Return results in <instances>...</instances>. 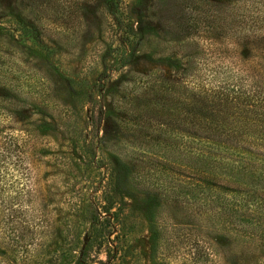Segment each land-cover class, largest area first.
Wrapping results in <instances>:
<instances>
[{"label": "rangeland", "instance_id": "obj_1", "mask_svg": "<svg viewBox=\"0 0 264 264\" xmlns=\"http://www.w3.org/2000/svg\"><path fill=\"white\" fill-rule=\"evenodd\" d=\"M155 1L0 0V89L27 128L48 124L30 131L27 162L50 226L34 256L9 264H264V186L238 197L222 179L189 178L184 142L157 124L166 109L143 101L186 66L193 84L264 76V34L205 38L214 18L198 16L218 6H184L198 31L172 39ZM233 7L250 13L246 26L264 23V6Z\"/></svg>", "mask_w": 264, "mask_h": 264}, {"label": "trees", "instance_id": "obj_2", "mask_svg": "<svg viewBox=\"0 0 264 264\" xmlns=\"http://www.w3.org/2000/svg\"><path fill=\"white\" fill-rule=\"evenodd\" d=\"M109 2L110 6L117 5V0ZM155 6H160L157 12L160 17L171 19V23L161 28L172 39L198 31L194 12H182L184 6H218L215 13L198 16L214 18L209 19L205 30L199 31L205 33V38H212L218 29L234 32L238 37L264 34V23L256 20L246 26L245 18L251 17L250 13L233 7L264 6V0H156ZM219 6L230 8L219 17ZM216 18L222 20L217 22ZM30 33V40L36 41L37 32ZM188 70L186 66L177 77L165 78L156 86H145L149 92L143 97L144 112L154 110L153 106L166 109L168 120L158 119L157 124L165 125L178 143L184 142L179 154L191 164L183 166L190 169L189 178L199 180V185L206 188V184L215 185L217 179H222L230 184L224 191L232 195L239 197L258 187L264 195L263 188L256 187L258 183L264 186V76L255 75L251 80L230 85L212 79L193 84L187 79ZM25 114L19 101H13L9 93L0 89V264L28 261L35 255L34 246H39L35 234L50 226L49 222H42L41 196L31 186L27 162L30 131L37 130L40 134L48 124L39 120L30 123L31 129L27 128L30 126L23 122ZM243 114L245 119L239 118ZM8 119H16L21 125L9 126L12 121ZM197 163L202 167L198 178L193 176L198 170ZM102 208L107 212L110 207Z\"/></svg>", "mask_w": 264, "mask_h": 264}]
</instances>
